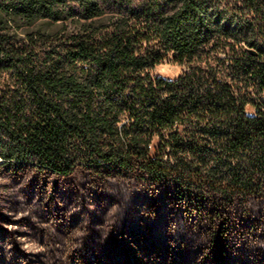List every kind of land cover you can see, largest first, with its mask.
<instances>
[{
  "label": "trees",
  "instance_id": "obj_1",
  "mask_svg": "<svg viewBox=\"0 0 264 264\" xmlns=\"http://www.w3.org/2000/svg\"><path fill=\"white\" fill-rule=\"evenodd\" d=\"M10 218L37 264H264V0H0Z\"/></svg>",
  "mask_w": 264,
  "mask_h": 264
},
{
  "label": "rangeland",
  "instance_id": "obj_2",
  "mask_svg": "<svg viewBox=\"0 0 264 264\" xmlns=\"http://www.w3.org/2000/svg\"><path fill=\"white\" fill-rule=\"evenodd\" d=\"M183 70L184 69L177 64H174L171 61H166L157 68L155 74L168 79H176L182 74ZM2 221L4 227L17 226V222L11 218L9 220L0 219V222ZM23 243L26 248L23 249L24 251L21 257L19 254V233L15 239H11L10 235L0 229V264H25L26 262L37 264V258L43 254V256L46 255L47 251H44L45 248L42 245L38 243L35 244L27 238L23 240Z\"/></svg>",
  "mask_w": 264,
  "mask_h": 264
}]
</instances>
